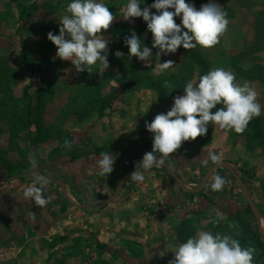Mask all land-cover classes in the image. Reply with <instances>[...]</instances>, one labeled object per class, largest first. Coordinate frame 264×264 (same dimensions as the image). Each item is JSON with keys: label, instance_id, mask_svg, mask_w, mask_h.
<instances>
[{"label": "crops", "instance_id": "obj_1", "mask_svg": "<svg viewBox=\"0 0 264 264\" xmlns=\"http://www.w3.org/2000/svg\"><path fill=\"white\" fill-rule=\"evenodd\" d=\"M132 90L112 95L101 114L92 112L67 128L65 135H73L76 151L82 154L79 160L71 161L60 153L54 163H46L45 156L58 145L56 141L43 151L38 150V157L46 162L35 159L29 174H12L0 167V263H22L38 255L47 259L55 253L57 259L61 249H42L40 238L50 240L81 231L84 244L94 241L108 245L130 262L135 247L143 251L136 259L169 264L172 251L181 244L180 229L201 218L189 213L194 208L201 210L202 216H215L217 211H227L233 205L248 206L264 237L262 150L249 151L239 143L223 149L210 147L209 152L220 156L218 164L229 166L234 173L225 167L214 169L218 164L211 161L207 166L201 162L166 163L169 168L154 166L144 173V182L129 180L120 190L121 182L146 153L145 147H152L153 136L146 130L145 122L150 123L154 115L160 114L157 108L168 107L150 82L138 83ZM101 92L103 97L111 95L103 89ZM132 144L134 149L126 155ZM94 149H103L115 159L108 176L99 175L96 160L100 155H94ZM201 149L205 148L191 146L185 151ZM214 173L227 181L222 191L213 192L208 187ZM37 175L49 178L44 186L49 202L44 207L23 195Z\"/></svg>", "mask_w": 264, "mask_h": 264}, {"label": "clouds", "instance_id": "obj_2", "mask_svg": "<svg viewBox=\"0 0 264 264\" xmlns=\"http://www.w3.org/2000/svg\"><path fill=\"white\" fill-rule=\"evenodd\" d=\"M144 3L145 0H127L121 9V19L142 18L151 33V47L142 44L134 30L124 37L123 43L128 48L129 61L135 57L149 64L154 56L157 62L154 75H162L174 65L172 60L161 63V56L174 54L179 47L186 50L197 46L211 48L219 42L229 23L227 13L216 0H208L199 9L186 0H153L150 5L141 7ZM65 12L59 22V34L47 33V39L56 46V58L70 61L77 73L89 72L98 61L107 69L109 40L101 33L109 29L114 20L108 5L103 0H68ZM174 17L179 18V24ZM114 55L121 58L125 54L117 50ZM183 92L173 98L166 113L157 114L150 123L145 122L146 130L153 136L152 151L143 155L129 180L144 182L146 171L161 166L182 142L204 136L210 123L223 130L242 133L253 118L261 115L255 88L247 81L236 82L235 74L225 68H213L197 82H187ZM213 109L215 111H210ZM65 146H70V142L65 141ZM207 157L201 161L204 166L209 161L212 164L220 161V156L214 152H209ZM114 160L108 152L100 153L96 160L99 175L108 176L113 171ZM48 183V177L35 176L33 186L24 190L25 199L44 207L49 202L44 190ZM226 183L222 176L214 173L208 187L219 192ZM219 219V216L210 217L209 222L215 225ZM172 253L169 264H253L255 249L250 245L242 246L228 234L199 231L178 244Z\"/></svg>", "mask_w": 264, "mask_h": 264}, {"label": "trees", "instance_id": "obj_3", "mask_svg": "<svg viewBox=\"0 0 264 264\" xmlns=\"http://www.w3.org/2000/svg\"><path fill=\"white\" fill-rule=\"evenodd\" d=\"M65 0H61L63 3ZM208 0H186L189 3H205ZM153 3V0H145V3L141 5L144 7ZM241 6L244 11L250 17V26L253 29L252 40L246 43L245 55L248 58H255L264 55V7L263 4H259L256 0H241ZM151 11H155L152 9ZM174 19L179 22L178 17ZM135 23V24H133ZM131 23H120L119 33L120 43L112 44L107 48V59L109 65H120L118 60H114L109 52H113L114 48H128L124 45L123 40L125 36L131 34V31H135L137 36L141 39L142 44L151 47V33L147 31L146 23L142 18H136ZM180 49H184L180 47ZM186 50V49H185ZM156 49H153L155 53ZM187 55L182 56L180 70L177 74H168L160 78H156L149 68L139 67L136 69H128L124 72V76L114 78L119 84L122 92L132 89L137 86L138 83L147 81L150 82L152 88L158 93L161 101L165 103H173V98L184 94L183 87L189 81L197 82L201 75L206 74L209 71L208 59L205 57L203 50L200 46L186 50ZM128 56H126V59ZM132 59H136L132 57ZM154 59V56H153ZM8 58H0V102L4 103V108L0 110V122L3 124H10L9 129V145L8 148L15 151L22 157L24 165L32 166L34 160H41L38 157V152L35 151V147L43 142H49L50 140L58 141V145L48 152L45 156L46 161L44 163H54L57 155L62 153L63 156L69 157L71 161H76L81 158L80 153H77L74 146L73 135L67 134V126H63L65 120L68 118H75L81 121L85 117L91 114V112H97L101 114L108 106L112 94L109 97L102 96V83L97 79L100 65L97 62L91 68L94 69L93 73L84 71L85 78H82L84 88L88 94L92 96L87 102V106L92 108L89 111L81 114L79 110H74L71 113L60 116L59 126L52 124L45 126L43 131V125L40 121L44 118L47 112H44L45 100L52 95V88L49 83L48 76L43 79V83L39 85L36 90L35 100L29 93V87H22L19 78L17 77L16 67L5 66ZM5 66V67H4ZM237 72L244 78L251 81H257L264 84V62L257 61L254 64H250L248 68L238 66ZM83 75V74H82ZM83 75V76H84ZM66 91H70L67 87H62ZM75 91L74 93H76ZM73 93V92H72ZM47 95V96H45ZM115 97V96H114ZM12 104V106L9 105ZM94 107V108H93ZM219 107V105L217 106ZM215 111V109L210 110ZM71 116V117H70ZM36 127V135L30 130ZM62 127V128H61ZM64 127V128H63ZM44 132V134H43ZM48 134H47V133ZM215 132V125L209 124L207 133L204 136H198L195 140H189L181 143V147L177 149L173 154L165 158L164 162L168 164H185L194 165L200 163L204 159L208 158L207 154L209 149H201L199 151H185L186 148L193 146L199 141L208 140ZM143 133L140 134V137ZM241 139V144L249 151L262 150L264 151V115L253 118L247 125L246 129L242 133H237ZM65 136V137H64ZM65 141L70 142V146H65ZM133 144L126 151V155L131 152ZM105 151V150H104ZM146 152L152 151V147H145ZM103 149H94L92 153L96 156L100 155ZM3 155V151L0 150V157ZM31 156V158H30ZM43 157V156H42ZM33 163V164H32ZM8 170L5 167H2ZM215 216H202L203 212L199 209H192L189 213L196 216H200V219L196 221L188 222L187 225L182 227L179 232V238L181 243L185 242L189 237L196 235L199 231H210L213 234L219 232L221 234L231 235L234 239H237L242 246H252L255 249L253 264H264V237L258 232L257 224L254 218V214L250 207H241L233 205L229 210L217 211ZM219 216L217 224L213 225L209 222L210 217ZM195 223V224H193ZM77 234V235H74ZM74 234H65L62 236H56L50 240L47 238H40L39 243L42 249H61L67 248V251L61 254L62 256L57 259V264H77L79 258L80 263L89 264L91 262L93 253L88 250L87 244H84L80 234L81 231ZM90 235V234H89ZM72 237V238H71ZM72 240V242H70ZM71 243V244H67ZM96 244V245H95ZM93 246L98 255L102 253L111 254L116 257L119 256L117 250L110 248L108 245L95 243ZM121 254V253H120ZM99 264H109L106 259L99 261ZM79 264V263H78Z\"/></svg>", "mask_w": 264, "mask_h": 264}, {"label": "rangeland", "instance_id": "obj_4", "mask_svg": "<svg viewBox=\"0 0 264 264\" xmlns=\"http://www.w3.org/2000/svg\"><path fill=\"white\" fill-rule=\"evenodd\" d=\"M256 1L259 4H263L264 7V0ZM67 2L68 0H65L63 3H61V0H0V58H8L5 66L16 67L15 69L18 72L17 77L20 80L21 86H30L29 92L33 96H35L39 85L43 83L44 77L46 78L49 76L48 79L50 80L49 85L52 88V95L49 97L45 95L48 98L45 100L44 112L47 113L40 121L44 126L43 131H45V126H50L52 124L56 126L61 125L62 123L59 122L61 115L71 113L74 110H79V112L83 114L92 109L87 106V102L92 96L87 93L82 81V78H85L86 74L84 75V73L86 72L77 73L70 61L56 58V46L47 39V33L50 31L54 35L59 34V22L61 17L67 14L65 12ZM103 2L108 5L109 11L112 12L114 16V20L109 29L102 30L101 33L105 39L109 40V44L107 45L108 48V46L112 44H117V42L120 43V23L132 24L136 18H130L129 21L121 19V9L126 5L127 0H103ZM216 2L220 5L221 9L227 13L229 23L227 30L219 37V42L215 46L211 48L200 47L209 61V70L217 67L225 68L231 70L235 74L236 82L241 84L245 81L249 82L256 90L257 102L261 105L260 116H263L264 84L247 80L236 70L238 66L248 68L250 64H254L257 61L264 62V55L248 58L249 56L244 54L246 43L253 38V29L250 26L251 19L241 6V0H216ZM202 4L204 3H193L197 9H199ZM176 23L179 24L180 21H176ZM117 50L123 52L125 55L121 58L115 57L114 53ZM109 53L114 60L119 61L118 63L120 65H109L107 69H104L101 64L97 79L102 83L103 91L113 96L123 93L114 78L124 76V72L128 69L133 70L141 66L148 67L153 73L154 66L157 63L155 59L149 64L139 61L137 58L129 61L126 59L128 50L125 48H114L113 52ZM187 54L185 49H180L179 47L176 53L169 54L168 56H161V63L165 60H172L174 65L164 74L155 75V77L160 78L178 70L181 65L182 56ZM89 72L93 73L94 69L90 68ZM62 87H67L70 91H66ZM132 89H130V91H134ZM75 91L77 92L74 93ZM164 104L168 105V107L161 106L156 110L160 113H166L171 108L172 103ZM9 105L12 106L11 103H9ZM3 108L4 103L0 102V110ZM155 116L156 115H154V117ZM76 122L80 121L75 118H68L62 125L69 128L71 124L74 125ZM10 127L9 122L5 124L0 122V150L3 151V155L0 157V167L7 168L12 174H29L35 165H24L22 157L8 148L10 140L8 133ZM30 131L34 135L37 133L35 126H33ZM52 141L55 140L43 142L37 145L34 150L37 152L38 150L43 151L46 147L54 143ZM232 143H239L241 145V139L237 133L231 130L220 129L215 125V132L208 140L199 141V143L193 146L196 148H210L214 146H219L221 148L222 146L223 149L225 145H231ZM87 246H89V252L94 254L89 264H99V261L102 259H106L109 264H161L159 260L141 261L136 259V257L140 258L143 251L135 247L132 252L134 257L132 258V262H130L123 254H120V251H117L119 256L115 254L116 257L109 253L106 255L102 253L101 256L98 255L93 247L94 241L87 244ZM66 251L67 248H64V250L59 251L58 254H63ZM56 256L57 253L45 259L38 255L32 260H25L22 263L10 262L0 264H57V259L62 255L55 259ZM80 260L82 259L79 258L77 264L83 263V261L80 263Z\"/></svg>", "mask_w": 264, "mask_h": 264}, {"label": "water", "instance_id": "obj_5", "mask_svg": "<svg viewBox=\"0 0 264 264\" xmlns=\"http://www.w3.org/2000/svg\"><path fill=\"white\" fill-rule=\"evenodd\" d=\"M161 166H164V167H166V168H169V166L164 162ZM219 167H225V168H227L228 170H231V172L232 173H234V171L229 167V166H226L225 164H218L214 169H216V168H219ZM133 172V171H132ZM131 172V173H132ZM131 173L130 174H128L125 178H124V180L121 182V184H120V190L124 187V185L129 181V179H130V175H131ZM238 181L242 184V186H243V183H242V181L240 180V179H238ZM118 194V192L114 195V196H116Z\"/></svg>", "mask_w": 264, "mask_h": 264}]
</instances>
